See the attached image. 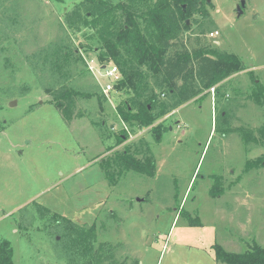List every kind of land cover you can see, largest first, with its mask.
<instances>
[{
  "label": "rangeland",
  "instance_id": "374dc122",
  "mask_svg": "<svg viewBox=\"0 0 264 264\" xmlns=\"http://www.w3.org/2000/svg\"><path fill=\"white\" fill-rule=\"evenodd\" d=\"M208 1L179 43L216 46L246 70L158 120L167 129L157 141L152 127L117 113L133 94L106 97L107 80L89 70L115 64L99 61L94 30L74 16L67 22L82 0H0V241L12 243L14 264H74L64 219L93 227L97 247L111 245L125 264H214L215 245L235 254L264 248V106L255 101L264 0ZM68 90L84 97L60 100ZM125 150L153 158L154 175L120 167Z\"/></svg>",
  "mask_w": 264,
  "mask_h": 264
},
{
  "label": "trees",
  "instance_id": "16d2710c",
  "mask_svg": "<svg viewBox=\"0 0 264 264\" xmlns=\"http://www.w3.org/2000/svg\"><path fill=\"white\" fill-rule=\"evenodd\" d=\"M65 3V0H57ZM72 15L81 29L85 27L95 31L102 54L99 61L114 63L121 73V80L114 92H131L130 100H121L117 104V113L122 121L139 128L152 127V133L159 141L167 128L158 120L167 116L178 107L199 98L235 74L246 70L241 59L218 47L198 46L192 49L179 43L181 32L188 31V19L202 10L203 0H82ZM141 11V12H140ZM77 27V28H78ZM150 77L156 79L151 86ZM159 95H168L171 103L161 102ZM255 101L264 106V86L257 85ZM84 97L76 90H68L59 95V99L73 100ZM62 109V104H57ZM155 125V126H154ZM264 137V126L259 131ZM248 135V134H244ZM128 133L123 130L118 143L124 142ZM263 139V138H262ZM245 140V139H244ZM249 142V139L244 142ZM120 167L134 170L143 175L153 176L155 160L149 157L144 161L136 159L129 150L116 156ZM108 173V172H107ZM109 174V173H108ZM113 178V174L109 175ZM215 188L211 194L216 191ZM183 214V212H182ZM191 225L201 226L198 219ZM68 234V250L74 264H125L118 262L116 251L109 244H98L93 227H74ZM70 228V227H69ZM218 262L227 264H264V248L254 245L241 254L225 252L220 246L214 247ZM12 243L0 241V264H14ZM81 255V260L77 257ZM77 260V262H76Z\"/></svg>",
  "mask_w": 264,
  "mask_h": 264
},
{
  "label": "built area",
  "instance_id": "2783aa9c",
  "mask_svg": "<svg viewBox=\"0 0 264 264\" xmlns=\"http://www.w3.org/2000/svg\"><path fill=\"white\" fill-rule=\"evenodd\" d=\"M218 31H213L209 34L210 39H216L219 36ZM96 67H93L92 65H89V70L92 74H94L96 77L98 75L102 76V78L106 79V83H100L102 88V93L109 97L111 95L112 91L115 90L116 84L121 80V73L119 71V68L116 65L108 66L103 65L100 67V69H96ZM215 88H211L210 92L215 93ZM124 130L127 132L128 130L124 128Z\"/></svg>",
  "mask_w": 264,
  "mask_h": 264
},
{
  "label": "water",
  "instance_id": "95a60500",
  "mask_svg": "<svg viewBox=\"0 0 264 264\" xmlns=\"http://www.w3.org/2000/svg\"><path fill=\"white\" fill-rule=\"evenodd\" d=\"M210 1V0H209ZM208 1V2H209ZM245 1H242L241 2V4L238 6V10H237V12H238V16L240 17L242 14H243V9H244V7H245ZM217 44L219 45V43L217 42Z\"/></svg>",
  "mask_w": 264,
  "mask_h": 264
},
{
  "label": "crops",
  "instance_id": "0c3cea01",
  "mask_svg": "<svg viewBox=\"0 0 264 264\" xmlns=\"http://www.w3.org/2000/svg\"><path fill=\"white\" fill-rule=\"evenodd\" d=\"M219 43V42H218ZM196 227H199V226H196ZM214 249H211L210 251H209V253H207V254H209V256H210V259L212 260V261H214V264H217V261L215 260V256H212L213 254H212V252H214L213 251ZM215 253V252H214Z\"/></svg>",
  "mask_w": 264,
  "mask_h": 264
}]
</instances>
